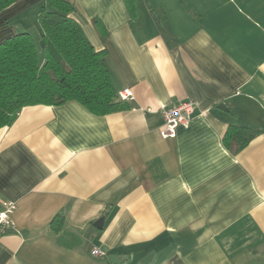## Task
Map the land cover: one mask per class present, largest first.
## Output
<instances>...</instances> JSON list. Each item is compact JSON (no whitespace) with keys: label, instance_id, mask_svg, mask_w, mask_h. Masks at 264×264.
I'll use <instances>...</instances> for the list:
<instances>
[{"label":"crops","instance_id":"0c3cea01","mask_svg":"<svg viewBox=\"0 0 264 264\" xmlns=\"http://www.w3.org/2000/svg\"><path fill=\"white\" fill-rule=\"evenodd\" d=\"M69 1L134 99L105 116L28 106L0 129V198L18 204L0 264H264V0ZM43 6L2 11L0 43L43 38ZM184 101L194 118L163 139L162 109ZM230 126L258 134L236 154Z\"/></svg>","mask_w":264,"mask_h":264},{"label":"trees","instance_id":"16d2710c","mask_svg":"<svg viewBox=\"0 0 264 264\" xmlns=\"http://www.w3.org/2000/svg\"><path fill=\"white\" fill-rule=\"evenodd\" d=\"M19 0H0V13ZM134 0H126L132 13ZM69 0H44L39 15L45 43L44 58L30 33H20L0 43V129L14 124L28 106H59L77 101L98 116L130 109L117 94L106 65L105 51H97L71 14ZM250 128L230 126L225 143L234 153L257 136ZM58 215L51 226L61 229Z\"/></svg>","mask_w":264,"mask_h":264},{"label":"built area","instance_id":"2783aa9c","mask_svg":"<svg viewBox=\"0 0 264 264\" xmlns=\"http://www.w3.org/2000/svg\"><path fill=\"white\" fill-rule=\"evenodd\" d=\"M119 97L124 101H131L134 99V93L131 89H125L119 93ZM162 112L164 125L161 136L163 139H173L177 136V130L180 126L192 121L197 112V105L193 101H184L172 107H165ZM17 209L16 201L0 198V236L8 234L15 228L13 217ZM91 255L98 258L104 256L105 253L99 248H93Z\"/></svg>","mask_w":264,"mask_h":264},{"label":"water","instance_id":"95a60500","mask_svg":"<svg viewBox=\"0 0 264 264\" xmlns=\"http://www.w3.org/2000/svg\"><path fill=\"white\" fill-rule=\"evenodd\" d=\"M224 105H220V107H222ZM103 222H104V219H101L98 223H97V226L99 228H103ZM109 260H110V263L111 264H127L128 261L126 258H123L121 259L119 256H116V255H112L109 257Z\"/></svg>","mask_w":264,"mask_h":264},{"label":"rangeland","instance_id":"374dc122","mask_svg":"<svg viewBox=\"0 0 264 264\" xmlns=\"http://www.w3.org/2000/svg\"><path fill=\"white\" fill-rule=\"evenodd\" d=\"M37 42V48L39 51V55L41 56V58H44V52H45V43H44V39L41 37L38 39L37 37V31H34V33L32 34Z\"/></svg>","mask_w":264,"mask_h":264}]
</instances>
